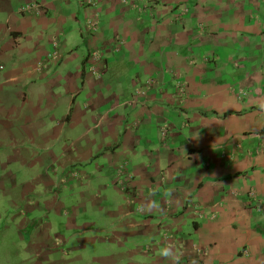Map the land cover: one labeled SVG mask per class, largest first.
<instances>
[{"label":"crops","instance_id":"obj_1","mask_svg":"<svg viewBox=\"0 0 264 264\" xmlns=\"http://www.w3.org/2000/svg\"><path fill=\"white\" fill-rule=\"evenodd\" d=\"M6 196L48 253L57 219L101 264H264V0H0Z\"/></svg>","mask_w":264,"mask_h":264},{"label":"rangeland","instance_id":"obj_2","mask_svg":"<svg viewBox=\"0 0 264 264\" xmlns=\"http://www.w3.org/2000/svg\"><path fill=\"white\" fill-rule=\"evenodd\" d=\"M99 53L103 57L100 51ZM130 102L129 104L131 105ZM66 173H71L73 176V179H67L73 180L72 183H76L81 179L80 173L73 169L67 170ZM8 197L3 198V201L0 200V264H101V261L115 255L112 252H115L116 249L112 244L110 247L105 246L102 250L97 247L88 246V249L79 247L76 241L80 243L84 234L76 230L77 228L73 229L75 230L74 232L68 233V230L63 225V220L58 222L57 219L55 222L50 219L49 221L53 226L58 225L60 228L59 234L65 235L67 233V237L72 235L71 241L63 244L62 252L52 254L42 247L33 246L23 236L26 235L25 232L22 234L16 230V225L20 222L14 219L16 216V213H14L15 208L7 205L9 204ZM49 217H52L51 213H49ZM169 238L168 234H163L164 240ZM50 254L54 256L51 258Z\"/></svg>","mask_w":264,"mask_h":264},{"label":"built area","instance_id":"obj_3","mask_svg":"<svg viewBox=\"0 0 264 264\" xmlns=\"http://www.w3.org/2000/svg\"><path fill=\"white\" fill-rule=\"evenodd\" d=\"M39 8L38 5H33V4H29L26 5L25 7H23L22 11L23 12H27V11H31L33 9ZM98 19L97 18H93L91 19L90 23H89V28L93 31L97 30L98 27ZM58 58V54L56 53V51L52 52L51 54H49L45 60V62H43L42 68L45 66L46 63H49L53 60H56ZM88 63L91 69V72L93 74H97L98 76L105 70V64H104V60L103 57H101L99 51H93L91 52L89 59H88ZM41 68V66H40ZM143 92L142 91H138L136 93V96L132 99V101L130 102L131 105H136L139 102V98H141L143 96ZM185 95V89L183 87L179 88V96H183ZM161 135L163 138H166L168 135V129L164 128L161 131ZM67 178H73V176L71 175V173L68 175Z\"/></svg>","mask_w":264,"mask_h":264},{"label":"clouds","instance_id":"obj_4","mask_svg":"<svg viewBox=\"0 0 264 264\" xmlns=\"http://www.w3.org/2000/svg\"><path fill=\"white\" fill-rule=\"evenodd\" d=\"M160 254L166 259L173 261V264H179V254L177 252H174L171 247L162 248Z\"/></svg>","mask_w":264,"mask_h":264}]
</instances>
